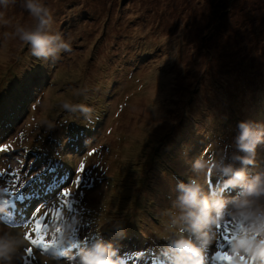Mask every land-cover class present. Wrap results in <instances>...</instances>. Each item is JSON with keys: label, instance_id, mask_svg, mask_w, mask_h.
Instances as JSON below:
<instances>
[{"label": "rangeland", "instance_id": "374dc122", "mask_svg": "<svg viewBox=\"0 0 264 264\" xmlns=\"http://www.w3.org/2000/svg\"><path fill=\"white\" fill-rule=\"evenodd\" d=\"M42 2L51 13L52 31L70 42L71 52H61L55 58L57 65L48 70L50 78L38 92L39 103L35 102V109H28L26 116L15 114L14 127L23 125L31 136L27 144H37L43 128H57V119L73 121L84 116L62 108L64 102H71L88 106L92 116L101 115L96 123L101 132L98 127L91 129L90 139L96 137L91 149L77 160L69 156L75 160L74 178L65 186L72 191L67 201L71 204L63 205L62 199L50 209L42 204L39 208L32 199L23 201L22 195L10 201L7 192L2 194L14 231L25 233V226L31 225L37 213L41 219L46 213L45 227L51 241L58 224L50 213L60 205L67 219L80 221L71 243L55 244L47 253L28 242L21 250L23 264H55L53 255L63 264L77 254L67 251L76 246L73 237L77 231L86 241L90 236L95 240V232L105 231L109 237L104 240L111 244L132 240L128 253L133 263L151 260L146 251L132 252L136 242L143 240L146 250L162 256L172 235L165 230L170 219L165 213L178 211L173 207L179 193L171 172L188 174L182 159L190 161V142L198 134L208 133L214 134V145L221 138L232 141L235 126L231 124L237 121L264 125V0ZM17 23L32 28L37 25L20 0L8 8L0 7V118L10 120L16 95H28V89L35 90L36 81L42 80L37 66L41 63L31 54L30 46L12 34ZM107 107L106 117L103 112ZM37 124L42 127H35ZM83 124L76 125L81 134L92 122ZM200 142V138L192 142L193 152L194 148L198 151ZM16 148L15 155L24 153L29 161L34 160L32 148L28 154L23 146ZM20 159L9 157L8 167L16 171ZM239 166L236 162L235 167ZM261 170L264 144L257 148L256 164L249 166V175ZM77 175L80 179L75 186ZM6 180L1 182L6 184ZM239 191L230 188L225 195L234 197ZM103 195L111 196L107 206ZM88 198L92 200L90 208L101 211L100 227H87ZM222 225L216 229L217 239L205 249L206 264H216L215 253L221 246L228 250ZM29 248L33 249L32 257L27 255ZM152 260L160 263L158 258Z\"/></svg>", "mask_w": 264, "mask_h": 264}, {"label": "clouds", "instance_id": "9594fccd", "mask_svg": "<svg viewBox=\"0 0 264 264\" xmlns=\"http://www.w3.org/2000/svg\"><path fill=\"white\" fill-rule=\"evenodd\" d=\"M16 3L17 0H0V7L8 8ZM20 6L37 25L32 28L17 23L12 34L30 46L33 56L48 60L57 58L61 52H71L70 42L52 31V16L42 0H20ZM62 108L72 113L79 111L85 119H92V109L88 106L64 102ZM262 144L264 125L242 120L238 122L231 145L218 156L205 159L202 155L196 160L195 175L177 186L179 195L173 207L178 211L165 213L170 217L165 230L172 234L163 249L167 264H206L205 249L217 239V227L226 222L236 226L228 249L232 264H264V170L249 175V166H255L257 148ZM229 149L233 150L230 155ZM236 162L239 167H235ZM213 175L219 179L206 193L205 185ZM230 188L240 191L229 198L225 192ZM6 191L0 187V264H23L21 250L28 241L25 233L14 231L16 227L2 195ZM79 223L76 217L67 219L63 214L56 244L71 243L70 237ZM51 258L55 264H61L55 255ZM63 264H125V261L118 257L110 242L98 237L91 246L81 248L77 256L69 257Z\"/></svg>", "mask_w": 264, "mask_h": 264}, {"label": "trees", "instance_id": "16d2710c", "mask_svg": "<svg viewBox=\"0 0 264 264\" xmlns=\"http://www.w3.org/2000/svg\"><path fill=\"white\" fill-rule=\"evenodd\" d=\"M262 32H264V27L262 29ZM37 60L39 63H41L37 66L40 67L38 73L39 76L42 77V80H38V82L36 81L34 85L35 90L33 88L28 89V95L25 93L22 97L19 98H17L16 95V103L14 105V110H11L9 112V116L11 117V119L14 118L15 114H17V116L20 115V117L22 115L26 116V111L31 107L35 109L36 103H39L40 101L39 96L41 95L38 94L39 91H42L40 87L50 78L48 70L57 65V61L55 59H53L52 62H50L48 59L46 64L43 62L42 58H37ZM38 79H40V77H38ZM28 81L29 80H27V83ZM119 83H121V81L116 82V84L112 88H114V90L115 87L118 88ZM25 91H27V89H25ZM114 92H112L113 95L115 94ZM109 96H111L110 92ZM25 106L26 108L24 109ZM17 110H19L18 113H16ZM4 113L5 112H2L1 114L4 115ZM95 114L97 116H92L91 121L88 120V123L85 122L86 119H83L84 116L78 120L74 119L73 121L67 119H57V128L54 130H47L43 128L45 132H43L42 136H40L39 134L37 135L38 143L34 145L27 144L31 136L27 134L23 125L21 127L15 128V122H13V119L10 120L9 118L7 119L3 116L0 118V148H6V150L0 151V187H4L6 189L8 188L6 194L10 195V201L12 199L13 201H15L19 197V195H22V197H24L23 201L32 199V204L36 206L37 203L42 202L41 198L39 197L43 198L44 195L51 196L57 189H59L60 192L64 191L63 187L72 180V176L75 169L74 159L83 156L86 151L91 149L92 143L96 141V137L91 140V135L89 134L91 129L95 130L98 127L96 123L99 122V117L101 115L97 113ZM103 114H105L107 117V115L109 114L108 107L106 111L103 112ZM32 118L36 119L33 116ZM90 122H92V126H90V129L87 130L85 133L81 134L78 131L79 129H77L76 125L83 124L81 126H86V124H89ZM227 123L228 122H226V124ZM221 125H223V123ZM232 125L235 126L232 130L233 133L231 134L232 141L226 140V138H221L219 139L217 145H214V142L212 141L214 134L208 133L207 135L202 134L199 136L198 132L196 133L198 135L190 142L189 145L190 147L188 152L189 155H191L188 158L190 159V161H187V159H182V163H184L183 167L187 170L188 174L181 175L177 172H174L173 170L171 172L175 186H178L180 182L187 183L189 177L195 175V173H193V165L195 164L196 160L199 159L202 155L205 157V159H207V157L210 155H217L214 153V151H218L220 153L221 150H223L226 146L231 145L233 143L234 136L235 134H237L238 121L237 124H231V126ZM35 127H42V125L37 124ZM97 130L98 132H101L100 127H98ZM32 133L33 130H31L30 134ZM189 136L193 135L190 134ZM198 138H200L201 141L198 146V151H196L194 148L193 152L192 144L196 142ZM41 139L42 142H40ZM24 140H26V143H23ZM85 142L88 143L84 144ZM17 145L26 148L27 154L29 153L28 149L32 148L35 151L34 160L32 162L29 161V155L27 159L24 153H19L15 155L14 152L17 150ZM207 148L209 150H206ZM231 151L233 150L229 149V155L231 154ZM71 155H73V160L69 158V156ZM11 156L21 157V164L19 165V168L16 171L11 170V168L8 167V163L6 162ZM36 171L37 173H35ZM9 172L19 173V179L21 183L16 187L18 189H12L13 178L7 175ZM6 178V184L1 182L3 179ZM218 179L219 178L215 175L211 176L209 179V183L205 186H208L209 188L211 186H215L217 184ZM224 179H227V177H224ZM31 194H33V196L29 197ZM87 200L88 201L86 203H88V206L90 208L89 202H91L92 200L89 201V198ZM110 201L111 196L103 195V203H105V206H107ZM89 208L87 210L86 215L88 227H100L101 225L99 223V217L101 211L98 207H95L93 209ZM98 237L105 239L109 237V234H107L106 231L105 233L95 232L94 239L96 240ZM122 244V241L119 240H116V242L112 243L114 248L121 247ZM87 246H90V244L86 243V247ZM125 264H129V262L125 261Z\"/></svg>", "mask_w": 264, "mask_h": 264}, {"label": "snow or ice", "instance_id": "6c2138e0", "mask_svg": "<svg viewBox=\"0 0 264 264\" xmlns=\"http://www.w3.org/2000/svg\"><path fill=\"white\" fill-rule=\"evenodd\" d=\"M6 150V148H0V151ZM83 164H81V167ZM11 178H13V185L12 189L15 190L16 187L21 183L19 179V173L15 172H9L7 174ZM80 176L77 175L76 181L73 183L75 186H77L79 182ZM71 189H65L64 192L62 193L63 201L62 204L66 205L69 197L71 196ZM64 214L63 212V207L62 206H57L52 210L50 213L51 217L55 220H57L58 226L55 229L56 235L53 237L51 241L48 240L47 238V232L48 228L45 227V221L40 218L39 213L35 215V217L32 219L31 225H26L25 227L27 228V231L25 232V238L29 243L33 245V248L39 249L42 252L47 253L48 250L54 246L57 243V233L61 231L59 227L60 223V218ZM218 229L221 228V225L217 227ZM235 228L234 226V231L232 230V223L226 222L223 225V232L226 238V242L231 245L232 240L234 239V233H235ZM229 249V247L227 248ZM28 257L33 256V249L29 248L26 249ZM215 262L216 264H232L233 257L232 255L229 254L228 250H226L223 246L218 248L217 252L215 253ZM244 260L245 258H241Z\"/></svg>", "mask_w": 264, "mask_h": 264}, {"label": "bare ground", "instance_id": "6f19581e", "mask_svg": "<svg viewBox=\"0 0 264 264\" xmlns=\"http://www.w3.org/2000/svg\"><path fill=\"white\" fill-rule=\"evenodd\" d=\"M32 215V214H31Z\"/></svg>", "mask_w": 264, "mask_h": 264}]
</instances>
